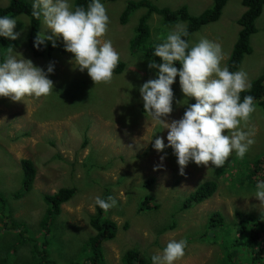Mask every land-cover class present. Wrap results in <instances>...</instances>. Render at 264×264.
Masks as SVG:
<instances>
[{"label": "rangeland", "instance_id": "obj_1", "mask_svg": "<svg viewBox=\"0 0 264 264\" xmlns=\"http://www.w3.org/2000/svg\"><path fill=\"white\" fill-rule=\"evenodd\" d=\"M8 1L0 0V5ZM127 1L101 0L109 16L108 30L101 40H111L120 54V61L125 63L124 70L113 73L109 83L95 84L86 70L79 71L73 64V54L64 49L61 38H57L53 51L38 58L26 57L32 55L28 47L17 49L24 58L43 69L52 63L54 71L49 78L54 86L48 96H26L21 101L6 98L5 103L0 97V192L6 199L5 206L0 203V218L9 214V209L15 205L14 218L27 224L26 229L23 223L21 226L16 223L17 228L12 227V219L7 217L3 219L7 225L0 222V232L1 226L10 227L13 228L11 232L23 230L25 237L35 235L39 243L47 240L48 254L54 264H68L70 260L84 263L89 251H83V243L95 232L89 222L94 212V197L107 192L117 200V205L106 212V216L118 225L115 237L102 243L108 263L122 264V254L131 247L149 256L160 253L169 240L192 239L187 241L184 257L174 264H223L222 245L226 242V254L232 253L229 264H249L253 253L264 246V235L258 237V233L248 229L242 231L236 224L234 212L236 208L255 214L264 212V204L252 195L254 189H249L250 179L255 184L264 180L263 108L254 102L255 110L244 126L246 131L254 133L255 143L246 153L251 170L245 171L240 157L233 152L223 167L216 168L211 162L208 166L189 163L184 177L181 176L170 146L158 152L152 147V141L150 145L147 143L151 138L163 137L167 129H161L149 114L140 112L139 87L148 80L145 67L152 58L150 50L172 29L163 24L160 16L152 14L148 21L150 37L135 55L129 54L126 43L129 44L134 36L145 8L132 11L126 24L121 25L119 16ZM152 1L159 7L171 9L185 4L193 15L211 6V0ZM244 10L242 0H227L218 20L192 33L189 41L207 38L219 44L223 54L222 66L225 65L240 30L237 19ZM15 18L19 19L17 24L21 28L29 21L24 14ZM177 24L185 25L183 22ZM42 27L40 22L39 31ZM255 28L249 39L251 52L244 55L238 69L248 74L249 81L264 68V6L255 21ZM28 30L29 26L20 32L19 45H23L20 42L26 39ZM150 71L154 72L153 69ZM175 82L179 83V77ZM173 93V111L169 116L181 117L187 106L182 103L185 97L175 88ZM188 103H195V99L188 98ZM164 120L170 122L168 117ZM164 143L167 145L166 138ZM125 152L131 154L129 160H124L122 155ZM159 155L164 157L163 161ZM22 158L32 159L37 171L32 189L20 200H15L13 193L21 187ZM118 159L124 162L119 163ZM110 161L111 164L107 165ZM211 177L218 180V190L207 201L188 210H179V203L187 192ZM147 178L154 179L153 185H144ZM5 180L9 181L6 187L3 186ZM60 185L75 186L76 191L62 204V212L47 228L46 235L38 224L46 209L43 194L55 192ZM147 194L152 195L148 204L156 203L158 208L139 212L138 203ZM215 210L225 215V220L223 225L209 228L208 218ZM173 217L176 227L159 233ZM126 221L129 226L124 229L122 225ZM254 224V228L264 230V222ZM3 236L4 240L6 236ZM234 240L239 242L229 247ZM4 243L0 240L1 255H4ZM23 251L26 255L18 256L29 257V245L22 246L20 252ZM262 259L264 253L259 261ZM147 264H151V260Z\"/></svg>", "mask_w": 264, "mask_h": 264}, {"label": "clouds", "instance_id": "obj_2", "mask_svg": "<svg viewBox=\"0 0 264 264\" xmlns=\"http://www.w3.org/2000/svg\"><path fill=\"white\" fill-rule=\"evenodd\" d=\"M31 3V16L43 25L34 37L35 48L40 49L42 46L45 48L48 45L46 42L56 47L57 38H61L64 49L73 54L74 66L81 72L86 70L95 84L109 83L113 79V73L124 70L125 63L120 61V54L113 47L112 41L101 40L109 24V16L101 0H90L86 8L74 6L73 0H32ZM8 4L9 1L5 5ZM244 8L246 9L245 6ZM128 18L129 16L123 20L122 16H119V24H126ZM17 21L18 18L0 15V37L16 40L20 35L18 31H14ZM161 21L163 22L162 17ZM49 31L51 34H48ZM188 35L187 27L177 24L166 37L160 38L161 42L151 48L152 58L145 67V76L148 80L139 87L142 98L140 112L149 114L152 120L160 124L161 129H167L163 136L167 139V145L160 136L154 140L149 139L147 143L150 145L152 141V147L158 152L170 146L176 156L181 176L185 174V168L189 163L208 166L211 162L213 166L220 168L233 152L243 159L255 143L252 138L254 133L244 128L255 110L254 97L246 95L241 100L240 96L242 92L251 88L252 80L249 81L248 74L243 69L230 71L226 63L222 66L223 54L219 44L207 38L190 42V37L184 38ZM156 58H159V62ZM119 63H123L124 66L121 71L116 72L114 70ZM53 71L52 63L43 69L15 52L10 45L0 59V97L21 101L26 96L37 98L48 96L53 91V81L49 78ZM177 77L185 97L182 103L187 105L181 117L169 116L173 111L174 100L171 85ZM188 98H194L195 103H188ZM142 104L144 111L141 108ZM166 117L170 122L164 120ZM122 156L124 160H129L131 154L125 152ZM160 159L163 161L164 157L160 156ZM124 160L118 159L119 163ZM208 178L200 181L182 198L179 210H188L195 204L207 201L206 199L218 190V180L211 177V181L216 184L215 191L201 202L180 209L189 194L201 183L209 181ZM147 179L144 185H153L154 179ZM254 187L251 184V187L247 188L254 189L252 195L264 204V180L257 181ZM108 194L110 196L106 199L101 198L102 195L94 197L92 216L96 205L104 212L117 205V200ZM145 200L147 201L148 197ZM215 213L218 212L215 210ZM186 248L185 239L169 240L160 253L151 255V264H174L184 257Z\"/></svg>", "mask_w": 264, "mask_h": 264}, {"label": "trees", "instance_id": "obj_3", "mask_svg": "<svg viewBox=\"0 0 264 264\" xmlns=\"http://www.w3.org/2000/svg\"><path fill=\"white\" fill-rule=\"evenodd\" d=\"M227 0H211V6L209 8L204 9L198 15H193L189 12L187 5L182 4L177 8L171 9L169 7H159L153 3L152 0H138V1H129L125 7V10L120 16H122L123 20H126L129 14L138 7L145 8V12L139 17L137 26L135 28V34L132 37L131 41L126 43L128 45L129 54L135 55V52L139 50L143 44L148 40L150 37V27H149V19L152 13L158 14L162 17L163 23L168 26V28L173 29L178 22L185 23L187 27L189 35L184 37L185 39L189 38L190 35L197 31L203 25L210 23L212 21L217 20L220 15L223 6L226 4ZM90 0H73L74 6H84L87 7V4ZM31 2L29 0H9V4L5 6H0V15H8L11 17H16L17 15L24 14L29 18L28 22H25L24 27H20V24L16 25V30L20 33L21 31L25 30L27 26H29V30L26 33V39L21 41L23 45H19L18 40H10L8 38L0 37V59L3 58V54L6 52L8 46H12L14 51L18 53L17 49L20 47H28L31 56L26 57H33L38 58V56H43L46 53H49L55 49L52 47L51 44L46 45L44 48L43 46L40 49H37L33 46V40L37 32H39V20H36L34 17L31 16ZM242 4L246 7L245 11L241 14V16L237 19L238 24L240 25V30L238 32V36L236 41L233 44L232 51L230 54L229 59L226 62L230 71H237L240 68L241 62L243 60L244 55H247L251 52L250 46V36L255 33V21L257 17L261 14L264 0H242ZM28 23V24H27ZM14 29V30H15ZM24 42V43H23ZM125 45V44H124ZM156 61L159 62V58H156ZM124 64L119 63L114 71L119 72L123 68ZM177 67L179 65L177 64ZM142 69V68H141ZM158 71V70H157ZM251 83V88L248 91L242 92L240 94L241 100L246 95H251L254 97V102L260 104L264 111V69L255 79L253 78ZM172 90L181 91L180 85L177 82H174L172 85ZM5 100L8 97H3ZM143 107V104L141 108ZM144 111V108H142ZM242 163V167L245 171L251 170L249 166L250 160L248 159V154L245 155L243 159L240 158ZM112 161L108 162L111 164ZM21 167H22V178H21V187L13 193V198L15 200H20L22 196L33 187V181L36 175V167L35 163L30 158H22L21 159ZM228 170V169H227ZM226 170V171H227ZM251 182L252 187L254 188L255 182L253 180H249ZM9 181H4V187L8 186ZM216 189L215 182L205 181L201 183L189 196L185 199L183 206L180 209H184L185 207L190 206L193 203H198L204 200L205 198L209 197ZM76 188L75 186H59L58 190L53 193H44L43 200L46 203V209L39 220V226L44 230L46 235L48 234L49 226L56 220L58 215L62 212L61 204H64L68 201L74 194ZM46 192V191H45ZM191 192V190L189 191ZM187 192V193H189ZM186 194V193H185ZM110 196L108 193H105L101 196V198H107ZM148 197L150 199L151 195L147 194L144 197ZM141 200L138 203V211H145V209H157L158 205L154 203L153 205L148 204V200L144 202ZM0 203L2 206H5L6 199L3 194L0 192ZM15 208V205L12 206L5 217L2 216L0 222L4 221V225H7L6 221L3 220L7 217L12 219L10 226L15 227V224L21 226L22 223L25 225V229L27 224L25 222H21L18 219H15L12 212ZM222 207H217V209H221ZM218 213H213L208 218L207 226L209 228L218 227V225H223L225 220V215H223L220 211ZM224 213V211H223ZM234 214L236 219V224L240 227L242 231L244 229H248L250 232L258 233V237L264 235V230L256 229L253 226L254 223H262L264 222V212L260 211L259 213L255 214L251 211H243L239 208L235 209ZM4 217V218H3ZM90 223L95 229V232L88 236V240L83 243L82 249L83 251L88 250L89 256L86 258L84 263H80L78 261L70 260L68 264H110L106 261L104 257L103 245L104 241L111 240L115 237L116 230H117V223L111 220L108 216H106V212H104L99 206L96 205L94 215L89 217ZM248 222V223H247ZM177 222L175 218H171L169 224L162 226L159 230V233L162 231L173 230ZM17 226V227H19ZM129 226V222L126 221L122 225L124 229H127ZM2 230L0 232V240L5 242L2 245V249L4 251V255L0 254V264H54L52 263L51 258L49 257L48 250H47V240H43L42 242H38L36 240L35 235L31 237H25L23 234V230H13V228L6 227L4 228L1 226ZM15 227V228H17ZM4 228V229H3ZM6 229V230H5ZM158 233V234H159ZM203 232L200 233L202 235ZM206 233H204L205 235ZM4 237V240L2 238ZM243 235V234H242ZM9 236V237H7ZM257 237V236H256ZM192 240V239H189ZM186 240V241H189ZM235 241V242H234ZM233 243L229 247H234L239 242L238 240H234ZM157 240L155 239V243ZM226 242V241H225ZM18 243V244H17ZM217 243V241H216ZM221 243H218L221 245ZM29 245V257H20L18 255H26L23 251L22 253L20 250L22 246ZM223 246V254L222 256V263L229 264L232 260V253L228 252V244L222 245ZM15 253V254H13ZM264 253V246H261L255 253H253L251 259L249 260V264H264V260H260ZM153 255V253H152ZM151 255H144L141 254L140 251L136 247L128 248L124 251L121 256L122 264H147L150 259ZM29 258V259H24ZM17 260V262H16Z\"/></svg>", "mask_w": 264, "mask_h": 264}]
</instances>
